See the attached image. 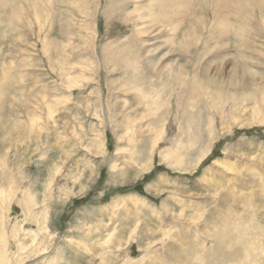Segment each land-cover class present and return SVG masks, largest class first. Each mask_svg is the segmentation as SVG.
I'll return each instance as SVG.
<instances>
[{"label": "rangeland", "instance_id": "374dc122", "mask_svg": "<svg viewBox=\"0 0 264 264\" xmlns=\"http://www.w3.org/2000/svg\"><path fill=\"white\" fill-rule=\"evenodd\" d=\"M238 1L0 0V264H264V0Z\"/></svg>", "mask_w": 264, "mask_h": 264}, {"label": "bare ground", "instance_id": "6f19581e", "mask_svg": "<svg viewBox=\"0 0 264 264\" xmlns=\"http://www.w3.org/2000/svg\"><path fill=\"white\" fill-rule=\"evenodd\" d=\"M240 1V0H239ZM239 1H238V3H239ZM216 2V1H215ZM234 2V1H233ZM236 2V1H235ZM245 2H247V3H250V4H253L254 6H257V5H261L262 6V4H261V2L259 1V0H246ZM253 2V3H252ZM217 3V2H216ZM227 3V2H226ZM229 4V3H228ZM235 4V3H234ZM221 5V4H220ZM215 6V5H214ZM225 6H227V4H225ZM231 6H233V5H231ZM242 6V5H241ZM260 6V7H261ZM222 7V6H221ZM216 8V7H215ZM244 8V7H243ZM261 8H263V7H261ZM219 9V8H218ZM237 10V9H236ZM236 10H234V12L233 13H236ZM239 10H241V8L239 9ZM219 11V10H218ZM217 11V12H218ZM238 11V10H237ZM180 15V14H179ZM234 16V15H233ZM249 16V15H248ZM245 17V16H244ZM243 17V18H244ZM238 18V17H237ZM242 19V18H241ZM241 19H239V20H241ZM225 21V20H224ZM226 24H224V22L222 23V25L224 24V25H229V24H227V22H225ZM221 25V24H220ZM175 26V25H174ZM224 30H225V26H223V27H221V33L223 34L224 33ZM226 32V31H225ZM238 33V32H237ZM239 33H241V32H239ZM206 67V66H205ZM204 69V68H203ZM238 71V70H237ZM203 74V73H202ZM205 74V73H204ZM211 77V76H210ZM227 77V76H226ZM202 78H205L204 77V75H202ZM205 79H207V78H205ZM208 79H210V78H208ZM228 79V78H227ZM233 85H234V83H233ZM239 87V86H238ZM201 89L202 88H200V84L199 83H196L195 82V85H194V87H193V97H199V95L200 94H195V92H201ZM2 92V91H1ZM1 92H0V94H1ZM191 92H188V93H191ZM200 111V110H199ZM196 118V117H195ZM193 121H195V122H197V120H195V119H192ZM192 121V122H193ZM137 152V151H136ZM138 154V153H137ZM195 241V240H194ZM224 249V248H223ZM190 250V249H189ZM188 250V251H189ZM220 250L222 251V249L220 248ZM226 251V250H225ZM208 252V251H207ZM222 252H224V251H222ZM195 253V252H194ZM219 253V252H218ZM217 253V254H218ZM206 255V254H205ZM208 255H209V253H208ZM212 256V255H211ZM206 257H207V255H206ZM205 258V257H204ZM223 259H226V258H223V257H221V260H223ZM206 260H208V258L206 259Z\"/></svg>", "mask_w": 264, "mask_h": 264}]
</instances>
